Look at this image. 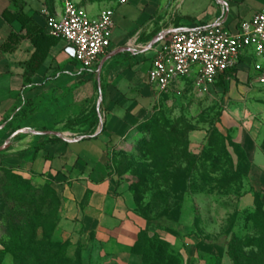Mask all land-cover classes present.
<instances>
[{"label":"rangeland","instance_id":"374dc122","mask_svg":"<svg viewBox=\"0 0 264 264\" xmlns=\"http://www.w3.org/2000/svg\"><path fill=\"white\" fill-rule=\"evenodd\" d=\"M239 72L223 88L182 79L159 94L152 117L110 156L140 255L86 231L62 186L0 163V264H58L57 257L66 259L59 264H236L234 239L239 259L251 258L256 230L249 218L257 202L264 211L262 195L256 191L250 210L241 203L256 180L264 183L250 176L246 153L264 150V86ZM87 83L62 97L60 125L49 131L80 140L105 119L96 78Z\"/></svg>","mask_w":264,"mask_h":264},{"label":"crops","instance_id":"0c3cea01","mask_svg":"<svg viewBox=\"0 0 264 264\" xmlns=\"http://www.w3.org/2000/svg\"><path fill=\"white\" fill-rule=\"evenodd\" d=\"M66 1L0 0V138L11 133V139L22 131L7 150L0 151V163L62 186L68 208L86 231L110 235L131 248L137 232L131 223L129 201L112 175L109 158L155 112L159 93L150 85L148 74L163 42L151 48L153 40L165 32L220 22L236 34L243 22L264 10V0H69L93 16L102 9L115 11L111 48L92 72L75 62L65 41L47 32L45 12L62 16ZM6 11L13 15L22 11L23 17L8 22L3 16ZM13 37L19 41L16 50L4 51ZM40 37L58 42L31 75L28 63L36 52L33 41ZM126 48L130 51H122ZM112 54L116 55L101 68L102 61ZM253 60L255 67L257 57L253 51L246 52L238 73L249 72L252 85L261 86ZM93 78L100 91L98 112L103 103L105 119L80 140L63 133L69 141L45 135L60 125L62 97H75L78 89L91 86L87 82ZM246 153L250 176H264V150L247 148ZM255 182V192L242 200V209L255 206L256 191L264 204V183Z\"/></svg>","mask_w":264,"mask_h":264},{"label":"built area","instance_id":"2783aa9c","mask_svg":"<svg viewBox=\"0 0 264 264\" xmlns=\"http://www.w3.org/2000/svg\"><path fill=\"white\" fill-rule=\"evenodd\" d=\"M45 14L47 32L66 42L75 62L84 70L94 71L112 45L114 9H102L93 16L68 0L62 16L47 11ZM160 42L163 45L148 74L150 85L159 94L194 74L204 85H215L239 66L248 51H253L259 61L254 69L257 82L264 86V10L243 22L236 34L220 22L210 27L173 30Z\"/></svg>","mask_w":264,"mask_h":264},{"label":"trees","instance_id":"16d2710c","mask_svg":"<svg viewBox=\"0 0 264 264\" xmlns=\"http://www.w3.org/2000/svg\"><path fill=\"white\" fill-rule=\"evenodd\" d=\"M15 2L16 0H12ZM22 11H19L17 14H12L9 11H6L3 16L6 21L8 22H13L16 19H20L23 17L21 15ZM18 39L17 37H13L10 42L8 43V47H4V51L7 52H13L17 48L18 44ZM58 40L53 39L52 37H40L36 40L33 41V44L36 48V52L32 56L31 60L28 63V68L30 69V74H35L43 65L45 62L46 58L48 57L50 49L57 44ZM238 74V69H232L231 71L227 72L224 76H222L219 79V82L216 84V87L218 88H223V82L227 79L229 76H234L236 77ZM257 204V209L258 211L254 214L251 215L249 220L253 221L254 223V228L256 230L255 234V240L253 242H249V246H254L256 248V252H252L251 258H243L239 259V254L235 253L233 250V244L235 242V239L232 240L230 243V250L231 254L233 255L234 262L236 264H264V222L262 217L264 216V211L262 210V206ZM136 245L132 248V252L136 255H140L136 250ZM222 252L223 250L220 251V257H222ZM63 260H66L64 257H57L56 262L58 264L62 262ZM221 264V263H219Z\"/></svg>","mask_w":264,"mask_h":264},{"label":"water","instance_id":"95a60500","mask_svg":"<svg viewBox=\"0 0 264 264\" xmlns=\"http://www.w3.org/2000/svg\"><path fill=\"white\" fill-rule=\"evenodd\" d=\"M169 32H165V33H162L160 34L159 36H157L153 42H152V45H151V48L156 45L157 43H159ZM122 51H130V49L126 48V49H123ZM116 54H112L111 56L105 58L102 63H101V68H102V65L109 59L111 58L112 56H114ZM22 131H18L17 133H15V135L6 143V145L2 148H0V151H4V150H7L9 147H10V143H11V140H13L16 136H18L19 134H21ZM45 135H48V136H54V137H58V138H62V139H65L67 141H69V139L67 137H65L62 133H58V132H46L44 133Z\"/></svg>","mask_w":264,"mask_h":264}]
</instances>
